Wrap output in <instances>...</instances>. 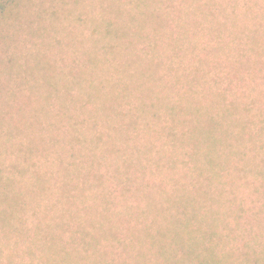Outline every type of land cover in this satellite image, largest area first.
<instances>
[{
  "label": "trees",
  "instance_id": "trees-1",
  "mask_svg": "<svg viewBox=\"0 0 264 264\" xmlns=\"http://www.w3.org/2000/svg\"><path fill=\"white\" fill-rule=\"evenodd\" d=\"M13 2L15 0H0V17ZM126 3L118 5L119 16L124 15L121 24L110 19L105 30L107 36L114 32L113 36L124 46L127 60L114 74L108 71L102 86L109 89V94L118 96L107 104L109 108H103L111 116L107 125L113 123L116 128L112 132L101 130L92 141V153L87 158V162L92 160L89 164L91 174L85 176H92L93 185L101 188L106 176L97 171L106 168L110 180H117L121 187L117 199L125 201L110 199L112 195L105 189L94 195L96 202L91 206L87 203L88 182L78 172L69 176L72 183L57 185L54 194L55 184L49 167H46L49 160L37 173L33 172L26 190L16 189L14 176L5 178L0 170V264H29L26 257L31 264L35 259L41 264H114L117 254L119 257L121 252H132L136 247H139L135 254L137 259L126 264H264V256L252 259L247 253L245 260L237 261L233 253H221L218 248L220 243L227 245L223 239L231 237L227 235L232 229L228 220H242L244 199L230 203L224 211L209 208L208 204L210 201L219 205L217 197H208L214 184L218 196L224 198L225 184L217 169L222 161L229 160L223 156L225 149L228 151L229 129L242 125L243 131L248 130L249 119L238 120L243 102L239 99L229 101L227 95L251 85L264 67L262 60H252L248 56L249 52H255L264 58V36L259 32L262 31V20L260 25L257 24L255 12L260 7L258 0L242 3L243 13L252 15L255 24L248 42L244 39V29L238 27L242 25L237 15L241 6L239 0H129L127 8ZM116 23L119 28L114 31L112 25L116 27ZM230 25L240 30L226 36ZM243 26L251 28L250 25ZM143 40L149 41L147 48L134 55ZM233 42H238L239 46L232 48ZM225 48L230 51L223 62V57H219L225 55L222 53ZM212 59L224 68L216 75L221 74L223 78L217 80L228 82L229 88L218 92L212 88L208 77L212 74L202 69L205 65L218 67ZM181 64L189 67L181 72ZM247 77L251 78L250 82ZM91 80L90 86H95L96 77L91 76ZM201 93L211 100L202 99ZM121 102L131 103L135 114L128 120L114 121L112 116L121 114ZM50 107L51 103L48 104V117ZM252 107L245 103L243 110L247 112ZM97 123L95 119L93 127L99 125ZM262 132L264 134V129ZM158 140L167 143L165 151L171 152L162 156L159 151V156L154 158L157 169L164 168V163L159 160L167 159L169 172L165 174L166 181L160 184L146 178V166L154 155ZM74 141L82 143L79 138ZM44 144L38 134H33L28 145L20 146L26 152L27 164L34 155L45 152ZM175 150L183 155L182 160ZM190 163L194 166L191 184L196 187L195 192H189L183 184L176 187L181 181L187 182L189 170L184 171L175 183L171 177L178 172L179 164L186 168ZM66 173H69L68 167ZM206 173H210L208 178ZM169 182L174 186L171 191H165ZM202 182H209V185L203 187ZM134 184L140 185L135 190L142 192V196L133 195L144 199L139 205H134L131 200L134 198L128 200L124 194ZM99 197L104 198L101 202L105 205L104 211H114V216L125 217L130 223L135 221L137 226H132L139 231L130 227V242L120 241L116 228L102 224L103 217L111 221L107 215L91 214L98 206ZM108 242L117 244L109 248L111 244L105 245ZM246 246L253 249L249 243Z\"/></svg>",
  "mask_w": 264,
  "mask_h": 264
},
{
  "label": "rangeland",
  "instance_id": "rangeland-1",
  "mask_svg": "<svg viewBox=\"0 0 264 264\" xmlns=\"http://www.w3.org/2000/svg\"><path fill=\"white\" fill-rule=\"evenodd\" d=\"M125 1L129 3V0H15L10 6H7V10L0 17V170L3 171L2 175L5 178L8 175L11 178L14 176L17 181L16 189L22 187L26 190L27 182L33 179V172L37 173L49 160L46 167H49L53 178L52 183L55 184L54 194L57 185L61 186L63 182L71 181L69 176L78 172L81 173L83 180L88 182L87 203L92 204L91 206L95 204L96 196L105 189L112 195L110 199L113 198L118 202L125 201L117 199L120 197L121 187L117 180H110L111 177L107 174L106 168H101L97 172L99 175L105 174L104 186L107 188L93 185L92 176L85 178L91 174L89 164L92 160L87 162V158L92 153L90 149L92 141L96 139L101 130L112 132L116 128L113 123L107 125L106 122L110 121L111 116L108 114L109 111L104 112L103 108L108 107L107 104L118 96L109 94L107 92L109 89H104L102 86L108 71L114 74L115 70L127 60L123 51L124 46L120 44L116 36H113L114 32L107 36L105 30L108 28V20H116L120 24L124 20V15L120 17L118 14V5L122 4L123 6ZM239 1L241 6L237 15L240 18L238 22L242 25L238 27L244 29V39L245 42H248V37L253 34L254 19L252 15L243 13L242 3L244 0ZM258 2L260 7L255 9L258 15L257 24L260 25L262 20V31L259 32L264 36V0H258ZM127 3L126 8L129 7ZM243 24L250 25V30ZM228 27L230 29L228 28L225 32L226 36L227 33L231 36L234 30L236 32L240 30L238 27L233 28L232 25ZM115 28H119L117 23L116 27L112 25V30L115 31ZM149 31L152 29L149 28ZM148 44V40L140 41L134 55L147 48ZM230 46L236 48L239 43L233 42ZM225 50L222 52L225 55L218 56L219 58L223 57L221 58L223 62H225V56L229 54L230 49L225 48ZM248 56H251L252 60L259 59L264 62V58L257 56L255 52H249ZM95 60H97L96 64ZM186 60L188 61V59ZM212 60L218 67L209 65L202 67L212 74L208 76L212 88L216 92L225 90L226 87L229 88L228 82L221 83L217 80L218 77L223 78L221 74L216 77L219 70L224 69L223 66L218 65L214 59ZM181 66V72L189 67L182 64ZM263 74L264 67L258 71L256 79L250 83L251 85L248 84V87L244 86L236 91L233 90L227 95L229 101L239 99L243 102L244 107L245 103L253 107L247 112L243 110L244 107L240 108L241 115H238L239 121L249 119L247 121L248 130L243 131L242 125H236L229 129L226 139L228 151L225 149L223 155L229 157V160L222 161L217 169L221 173V181L225 184L224 198L218 196L219 191L216 184L213 185L211 194L208 196L217 197L220 205L219 208L216 202L209 201V208L220 211H224L225 207L230 206V203L244 199L241 212L242 220H239L240 222H236L232 218L228 220L232 229L228 230L227 235L230 234L231 237L225 238L233 239H223L227 245H220V243L218 246L221 253H233L237 261L245 260L247 253L252 259L256 256H264L262 254L264 252ZM91 76L96 77V87L90 86V82L93 81ZM112 77L116 78V76ZM247 79L249 82L251 81L250 77ZM201 97L206 101L211 100L210 97H205V93L204 95L201 93ZM49 103H51V107L48 117ZM131 103L134 104V100H131ZM131 103L121 102L122 105L119 107L121 114L112 116L114 121L123 118L128 120L135 114ZM42 106L44 110L46 109L44 112L41 109ZM61 115L62 117H60ZM95 119L98 120L97 124L99 125L93 127ZM59 120L62 122L58 123ZM84 120L86 122L83 123ZM15 125L18 126L15 127ZM19 126L23 129H16ZM140 130L138 132H141ZM33 134H38V137L42 141L44 140L45 144L42 148L45 152L34 155L32 161L27 164L24 159L26 152H23L20 146L28 145L33 140ZM142 135L144 138V133ZM75 138H79L82 143L74 141ZM156 144L154 155L146 166V178L160 184L161 181H166L165 174L169 172L166 165L167 159L159 160V163H164V168L157 169V161L154 158L159 156V151L162 156L171 152L165 151L167 143L164 141L158 140ZM177 151L175 150L174 153ZM178 153L181 155V159H179L182 160L183 155L180 151ZM61 162L63 165L60 164ZM179 165L178 172L171 176L174 183L186 170L190 171V178H187V182L178 181L176 187L183 184L189 192H195L196 187L191 184L192 178L195 176L193 174L194 166L191 163L186 168H183L185 166L182 164ZM67 167L69 173H66ZM20 172L23 174L19 175ZM171 172L173 171L171 170ZM209 176L210 173L205 174L206 178ZM204 182H202L203 187L209 185V182ZM174 183L169 182L165 191H171ZM137 187L140 185L134 184L127 192H124L128 200L131 199L130 197L134 198L131 199L134 200L132 202L134 205H139L144 201L142 197L137 198L133 195L142 196V192H136ZM159 195L157 194V196ZM102 200L104 198L99 197L98 206L91 211V214L100 212L107 215L106 217L111 221L103 217L102 224L107 228H116L120 233V241L130 242L132 235L130 227L134 228L135 221L130 223L125 217L114 216V211H104L105 205L101 203ZM115 201H111V203L114 204ZM119 208L121 210V204ZM134 230L139 231L135 228ZM247 243L253 249H249L246 246ZM116 244V242L113 244L108 242L105 245H110L109 248H111ZM138 249L139 247H136L134 250L132 249V252H121L119 257L117 254L114 264H126L128 261V263H132L137 259L135 254ZM110 258L112 259L111 256ZM26 260L31 264L29 257H26ZM142 260L144 259L142 258ZM33 262L41 264L36 259Z\"/></svg>",
  "mask_w": 264,
  "mask_h": 264
}]
</instances>
